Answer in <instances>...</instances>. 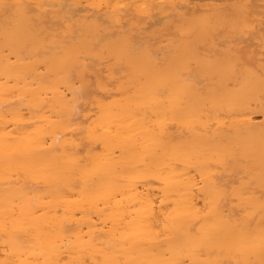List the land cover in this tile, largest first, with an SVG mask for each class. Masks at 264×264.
<instances>
[{"label": "bare ground", "instance_id": "obj_1", "mask_svg": "<svg viewBox=\"0 0 264 264\" xmlns=\"http://www.w3.org/2000/svg\"><path fill=\"white\" fill-rule=\"evenodd\" d=\"M84 1L0 0V264H264V1Z\"/></svg>", "mask_w": 264, "mask_h": 264}, {"label": "rangeland", "instance_id": "obj_2", "mask_svg": "<svg viewBox=\"0 0 264 264\" xmlns=\"http://www.w3.org/2000/svg\"><path fill=\"white\" fill-rule=\"evenodd\" d=\"M113 1H119V0H110V2L112 3ZM233 1H235V0H199V2H198V4H201L202 2L203 3H209V4H220V5H226V4H229V3H231V2H233ZM262 1H264V0H262ZM202 3V4H203ZM79 4L80 5H84L85 4V1L84 0H80V2H79ZM103 5V6H102ZM101 6H99L97 9H93L92 7H89V8H87V10H85V11H81V13H84V12H87V13H93V12H90V11H93V10H95V12L94 13H98V12H101L100 14L101 15H105V13H109L110 11H111V9L110 8H107L104 4H102ZM91 9H93V10H91ZM103 13V14H102ZM140 21H142V20H140ZM139 21V22H140ZM140 24L141 25H146V24H148V23H144L143 21L142 22H140ZM147 26V25H146ZM147 30V28H143V30H142V27L140 28V31H141V33H140V31H139V34L142 36L141 37V39H143V40H148V38L149 37H147L146 36V31ZM145 35V36H144ZM144 36V37H143ZM145 37H147V38H145ZM150 39V38H149ZM260 117H258V119H259Z\"/></svg>", "mask_w": 264, "mask_h": 264}]
</instances>
